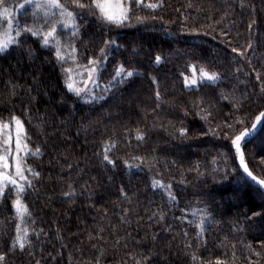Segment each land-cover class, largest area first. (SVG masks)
<instances>
[{
    "label": "trees",
    "instance_id": "16d2710c",
    "mask_svg": "<svg viewBox=\"0 0 264 264\" xmlns=\"http://www.w3.org/2000/svg\"><path fill=\"white\" fill-rule=\"evenodd\" d=\"M60 2L0 5L14 39L0 52V168L29 212L17 217L4 181L0 264H264V191L231 147L264 108V0L129 2L120 25L93 0ZM243 148L264 179V126Z\"/></svg>",
    "mask_w": 264,
    "mask_h": 264
},
{
    "label": "snow or ice",
    "instance_id": "6c2138e0",
    "mask_svg": "<svg viewBox=\"0 0 264 264\" xmlns=\"http://www.w3.org/2000/svg\"><path fill=\"white\" fill-rule=\"evenodd\" d=\"M32 0H25V3H31ZM134 3L137 7H148V8H155L157 5L155 4H147L145 5L143 3V0H93V5L96 9L99 10L100 13V17L105 20L108 23L111 24H117L120 25L124 20H126L128 18V13L130 11V8L127 6L128 3ZM4 3V0H0V5H2ZM46 3L52 7V8H58L61 10H64V5L60 2V0H46ZM77 6L78 7H85V5L80 4L79 0H76ZM39 6V5H37ZM21 7H24V5H21ZM11 15V10L4 8L2 11H0V18L2 19H7L9 16ZM66 16L68 18H72L73 14L72 12H66ZM7 23L9 25V28H11L13 21L11 19H7ZM65 26H69L68 24H65ZM27 31H32L31 29H26ZM56 32V28L53 27L50 31H48L47 33H45L43 35V44L44 45H48L50 42V38L54 36V33ZM19 34V33H17ZM33 35H39L38 32H33ZM14 43V39L11 36H8L7 32L0 34V52L6 50L8 48V46L10 44ZM103 51V50H102ZM233 51H236L235 49H233ZM57 59L58 60H63V57L60 55L59 50H57ZM160 57L157 56L156 57V62L159 63L160 62ZM90 64H95L96 61H90ZM97 69L96 68H92L90 69V72L94 73ZM124 72V69L118 68L116 70V76H120L122 73ZM128 76H132L133 73L132 72H128L127 73ZM200 78L201 79H207L209 81H214L217 76L215 73H208L206 71H204L203 69L200 70ZM189 83L191 84H195L197 83V79L195 78V73L193 76V79L189 82L186 79L185 82V86H189ZM68 89L70 91H75L77 95L80 94L81 89H74L73 88V84L69 83L67 85ZM15 120V124L17 126V135L19 136L21 133H23V126L20 122L19 119L13 118ZM257 121L260 124H264V113H261L260 116L257 117ZM257 124L253 125V131L256 130L257 128ZM3 128H7L8 125L4 124L2 125ZM251 132L248 133H242L240 136H237L233 141V145L236 146V151L239 154L240 153V141L246 137V135H250ZM138 139L140 138L139 136L137 137ZM16 146H17V150H20V141L19 139H17L16 142ZM24 148H27V145H24ZM39 149H36L35 152L32 153V155H37L39 153ZM104 159L106 161H108V163H112L111 160L108 159V156L105 155ZM0 161L3 162V166L5 168L8 167L7 164V159L5 156H0ZM240 162H241V166L244 168V171L248 173V175L250 177H252L253 180H256L255 176H252V173L248 171L247 166L244 163V159L242 154L240 155ZM15 175L17 177H19V179L21 181H27V177L24 176V169L22 167V161L20 159L16 160L15 163ZM31 171V170H30ZM33 175H36V173H32ZM4 181H7L8 183L14 185L16 187L17 190V198L16 200L13 202V206L15 208V212L17 217H19L21 220H23V218L26 215H29L28 209L27 207L24 205V203L21 200V194L25 191V187L23 183H18L16 179H13L11 176H7L4 173H0V192L3 191V185H4ZM159 182H156V184H158ZM257 183L264 187V180H259L257 181ZM66 195H69L68 193H66ZM16 229H17V236L15 239V244L20 248V249H24L25 247V242H26V238L28 236V230L26 228L21 229L20 225L17 224L16 225ZM23 233L22 235L19 233ZM4 257L0 256V261H3ZM193 259L195 260L196 257H193ZM217 264H220V262H217Z\"/></svg>",
    "mask_w": 264,
    "mask_h": 264
},
{
    "label": "water",
    "instance_id": "95a60500",
    "mask_svg": "<svg viewBox=\"0 0 264 264\" xmlns=\"http://www.w3.org/2000/svg\"><path fill=\"white\" fill-rule=\"evenodd\" d=\"M261 113H264V108H263L261 111H259V112L257 113V115L254 117L253 125H254V124H257V125H258L255 131H253V126H252V128H244V129H242V130H241V131H240V132H239V133H238V134L232 139V141H233L237 136H240L242 133H248V132H251L250 135H246V137H244V138L239 142V143H240V153H239V154L237 153V155H236V162H237V164H238V166H239V168H240V171H241L242 175H243V176H244V177H245V178H246V179H247L252 185L258 186L260 189H262V190L264 191V187L260 186V185L257 183V181H259V180H264V179L258 177L257 175H255V174L251 171V169L249 168V165H248V163H247V161H246V159H245V153H244V148H243V144L245 143V141L254 138V137H255V136L261 131V129L263 128L264 124H260V123H258V121H257V117L260 116ZM232 141H231V147H232L234 150H236V146L233 145ZM241 154H242V156H243L244 163H245V165H246L247 168H248V171L252 173V176H255V177H256V180H253L252 177H250V176L248 175V173L244 171V168L241 166V162H240V155H241Z\"/></svg>",
    "mask_w": 264,
    "mask_h": 264
},
{
    "label": "rangeland",
    "instance_id": "374dc122",
    "mask_svg": "<svg viewBox=\"0 0 264 264\" xmlns=\"http://www.w3.org/2000/svg\"><path fill=\"white\" fill-rule=\"evenodd\" d=\"M3 156H5V155H3ZM6 159H7V164H8L9 163V160H8V158H6ZM0 165H1V163H0ZM2 166H3V163H2ZM0 173H4L5 174V172L2 170V168H0Z\"/></svg>",
    "mask_w": 264,
    "mask_h": 264
}]
</instances>
